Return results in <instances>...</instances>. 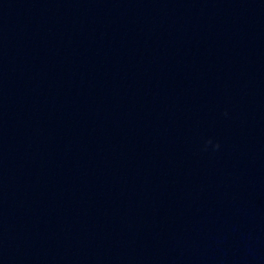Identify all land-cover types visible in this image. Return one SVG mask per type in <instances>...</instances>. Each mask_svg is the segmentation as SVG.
I'll list each match as a JSON object with an SVG mask.
<instances>
[{
	"label": "water",
	"instance_id": "water-1",
	"mask_svg": "<svg viewBox=\"0 0 264 264\" xmlns=\"http://www.w3.org/2000/svg\"><path fill=\"white\" fill-rule=\"evenodd\" d=\"M0 264H264V0H0Z\"/></svg>",
	"mask_w": 264,
	"mask_h": 264
}]
</instances>
